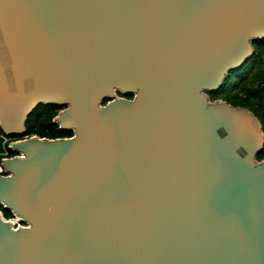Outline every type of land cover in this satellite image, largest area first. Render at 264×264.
Returning a JSON list of instances; mask_svg holds the SVG:
<instances>
[{
    "label": "water",
    "instance_id": "95a60500",
    "mask_svg": "<svg viewBox=\"0 0 264 264\" xmlns=\"http://www.w3.org/2000/svg\"><path fill=\"white\" fill-rule=\"evenodd\" d=\"M259 38L264 0H0L2 133L71 131L8 143L0 264H264V135L208 95Z\"/></svg>",
    "mask_w": 264,
    "mask_h": 264
},
{
    "label": "trees",
    "instance_id": "16d2710c",
    "mask_svg": "<svg viewBox=\"0 0 264 264\" xmlns=\"http://www.w3.org/2000/svg\"><path fill=\"white\" fill-rule=\"evenodd\" d=\"M253 52L237 69L228 73L222 85L208 93L210 99H221L233 106L248 109L259 121L264 135V38L251 42ZM130 97V95H127ZM60 109L54 104H38L24 123L22 133L4 135L0 129V158L15 155L7 145L10 141L29 135L38 137H68L70 130L60 129L52 118ZM257 160L264 158V142L257 152ZM4 218L11 217L9 210L2 208Z\"/></svg>",
    "mask_w": 264,
    "mask_h": 264
},
{
    "label": "built area",
    "instance_id": "2783aa9c",
    "mask_svg": "<svg viewBox=\"0 0 264 264\" xmlns=\"http://www.w3.org/2000/svg\"><path fill=\"white\" fill-rule=\"evenodd\" d=\"M52 121H53V118H52ZM3 158H5V157H1L0 160ZM0 173L3 174L1 166H0ZM7 219L12 223V226H14V227L17 225H24L25 224L20 218H17L16 216H11V217H8Z\"/></svg>",
    "mask_w": 264,
    "mask_h": 264
},
{
    "label": "flooded vegetation",
    "instance_id": "af4514ba",
    "mask_svg": "<svg viewBox=\"0 0 264 264\" xmlns=\"http://www.w3.org/2000/svg\"><path fill=\"white\" fill-rule=\"evenodd\" d=\"M117 95H119V94H117ZM119 96H121V95H119ZM123 97H125V98H130L131 96H130V97H127V95H124Z\"/></svg>",
    "mask_w": 264,
    "mask_h": 264
}]
</instances>
